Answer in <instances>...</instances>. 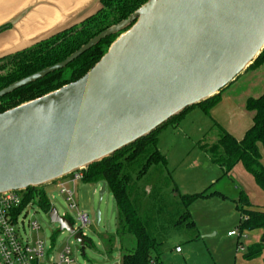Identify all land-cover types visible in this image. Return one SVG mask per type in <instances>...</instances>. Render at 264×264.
<instances>
[{
	"label": "water",
	"instance_id": "water-1",
	"mask_svg": "<svg viewBox=\"0 0 264 264\" xmlns=\"http://www.w3.org/2000/svg\"><path fill=\"white\" fill-rule=\"evenodd\" d=\"M123 31L80 80L0 114V195L65 180L219 95L264 50V0H148L65 61L1 90L0 99ZM49 218L84 254L82 232L55 208Z\"/></svg>",
	"mask_w": 264,
	"mask_h": 264
},
{
	"label": "rangeland",
	"instance_id": "rangeland-1",
	"mask_svg": "<svg viewBox=\"0 0 264 264\" xmlns=\"http://www.w3.org/2000/svg\"><path fill=\"white\" fill-rule=\"evenodd\" d=\"M238 84V94L247 91L249 84L251 96L264 91V78L260 76L250 79L243 73ZM218 133L208 114L192 107L177 124H168L158 132L157 148L165 163L152 165L144 174L147 156L131 165L125 164L132 202L148 233L156 240L154 254L163 264H242L248 246L261 233L254 230L244 232L242 237L228 236L240 228V191L259 209L264 208V191L242 164L229 177L223 176L222 169L202 147L216 143ZM261 153L264 154L262 146ZM73 177L62 181L66 183ZM60 182L43 187L51 209L71 220L87 237L88 244L83 254L73 236L60 232L49 213L35 204L26 221L39 224L40 230L35 235L45 243L47 257L70 247L75 264H121L123 255L136 246V240L117 234L118 212L110 189L106 186L100 199L103 183L79 181L75 187L76 209L71 210L66 196L58 189ZM68 188L73 189V185ZM205 191L214 194L191 203L185 200ZM84 215L88 216L86 226L79 220ZM27 233L31 234L29 230ZM111 238L115 240L112 244ZM178 247L182 249L180 254L176 253Z\"/></svg>",
	"mask_w": 264,
	"mask_h": 264
},
{
	"label": "trees",
	"instance_id": "trees-1",
	"mask_svg": "<svg viewBox=\"0 0 264 264\" xmlns=\"http://www.w3.org/2000/svg\"><path fill=\"white\" fill-rule=\"evenodd\" d=\"M147 2L148 0H101L100 9L80 23L23 51L0 57V91L24 78L65 61L100 33L129 18ZM8 27H1L0 31H4ZM125 31L104 39L64 70L54 72L1 98L0 114L80 80L95 67L111 45ZM261 67H264V50L247 71L258 70ZM221 93L194 107H199L209 114L210 110L219 103ZM246 109L253 113V126L242 140H237L221 126L215 124L219 130L216 143L202 147L207 149L212 161L222 169L224 177H229L234 168L238 164H242L246 171L253 176L256 184L264 191V166L261 162L260 150L261 146L264 148V93L257 98H248ZM186 111L172 118L147 137L81 171L84 183H103L110 189L118 212L117 234L119 236L130 235L136 240V246L123 255L121 264H149L153 258L161 261L154 254L157 242L148 233L143 219L132 202L129 177L124 172V168L125 164L131 165L142 156L148 157L142 174L154 164L165 163V157L157 148L158 132L168 124H177ZM213 194H208L205 191L187 196L185 200L191 203L198 198H205ZM239 194L238 201L241 205L242 215L240 234L254 230L263 232L261 241L248 246L244 254L243 260L250 262L260 258L264 252V208H257L244 192L240 191ZM26 195L46 212H50L51 206L43 187L30 188L26 191ZM114 241V238H111L109 243L112 244Z\"/></svg>",
	"mask_w": 264,
	"mask_h": 264
},
{
	"label": "crops",
	"instance_id": "crops-1",
	"mask_svg": "<svg viewBox=\"0 0 264 264\" xmlns=\"http://www.w3.org/2000/svg\"><path fill=\"white\" fill-rule=\"evenodd\" d=\"M100 1L0 0V28L9 26L8 29L0 31V57L23 51L80 23L100 9ZM247 76H250V79H257L259 76L264 78V67L246 71L244 77ZM238 81L239 78L221 93L219 103L210 110L208 116L213 125L218 124L237 140H242L253 126V113L247 111L246 101L250 97H260L264 91L251 96L249 92L252 84H249L247 91L238 94ZM261 155L264 166V154ZM262 235L261 231L255 236L252 244L259 243ZM242 264H264V252L260 258L250 262L243 261Z\"/></svg>",
	"mask_w": 264,
	"mask_h": 264
},
{
	"label": "built area",
	"instance_id": "built-area-1",
	"mask_svg": "<svg viewBox=\"0 0 264 264\" xmlns=\"http://www.w3.org/2000/svg\"><path fill=\"white\" fill-rule=\"evenodd\" d=\"M73 176L66 183L62 181L58 184V189L66 196L71 210L76 209L75 187L79 181H82L83 174L77 172ZM68 185H73V189L68 188ZM35 204L33 199L28 198L26 191H11L0 195V264H75L70 247L52 258L47 257L45 243L35 235L40 230L39 224L26 221L30 215L29 209ZM87 219L86 215L79 218L83 226L88 224ZM27 230L31 234H28ZM75 230L81 231L76 228ZM82 235L87 239L83 232ZM242 235L239 231L228 234L229 237H242ZM176 253H182V249L176 248ZM149 264H163V262L153 258Z\"/></svg>",
	"mask_w": 264,
	"mask_h": 264
},
{
	"label": "flooded vegetation",
	"instance_id": "flooded-vegetation-1",
	"mask_svg": "<svg viewBox=\"0 0 264 264\" xmlns=\"http://www.w3.org/2000/svg\"><path fill=\"white\" fill-rule=\"evenodd\" d=\"M87 245V244H86Z\"/></svg>",
	"mask_w": 264,
	"mask_h": 264
}]
</instances>
